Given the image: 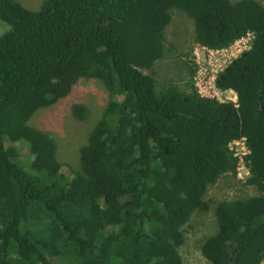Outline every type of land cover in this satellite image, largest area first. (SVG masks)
Returning a JSON list of instances; mask_svg holds the SVG:
<instances>
[{
    "label": "trees",
    "instance_id": "16d2710c",
    "mask_svg": "<svg viewBox=\"0 0 264 264\" xmlns=\"http://www.w3.org/2000/svg\"><path fill=\"white\" fill-rule=\"evenodd\" d=\"M264 1V0H261ZM194 21L196 41L252 47L216 79L237 103L200 96L189 65L182 90L158 91L172 12ZM0 264H184L179 247L211 187L237 178L230 143L245 138L258 196L225 200L201 248L210 264L264 261V5L258 0H44L33 11L0 0ZM150 71L151 74H145ZM82 79L111 96L67 175L56 142L31 126ZM78 120L88 109L76 104ZM30 144L25 164L13 144Z\"/></svg>",
    "mask_w": 264,
    "mask_h": 264
},
{
    "label": "rangeland",
    "instance_id": "374dc122",
    "mask_svg": "<svg viewBox=\"0 0 264 264\" xmlns=\"http://www.w3.org/2000/svg\"><path fill=\"white\" fill-rule=\"evenodd\" d=\"M24 7L37 11L44 0H15ZM238 2L241 0H230ZM262 5L264 1L258 0ZM10 30V27L0 20V36ZM166 49L162 60L156 64L154 78L158 91L171 85L184 90L189 81V65L195 69L197 77L199 67L196 54L200 53L201 61L204 59L201 47L196 41L194 21L184 12H172V23L166 32ZM150 75V71H144ZM194 77V84L196 85ZM198 84V83H197ZM234 99V95H231ZM111 101V96L103 83L97 80L82 79L74 87L71 94L54 107L42 109L37 112L31 121V126L51 137L57 144L56 158L63 164V172L71 175L80 172V151L86 146L89 138L99 120ZM76 104L85 106L90 115L85 120H78L73 115ZM19 152V159L25 164L33 160L30 144L18 141L13 144ZM243 178L225 176L217 185L210 188L207 202L208 212L196 213L184 230V243L179 247V253L184 264H210L202 255L201 248L204 242L217 232V222L214 214L216 205L225 200H235L258 196L254 187L246 186L245 174Z\"/></svg>",
    "mask_w": 264,
    "mask_h": 264
},
{
    "label": "built area",
    "instance_id": "2783aa9c",
    "mask_svg": "<svg viewBox=\"0 0 264 264\" xmlns=\"http://www.w3.org/2000/svg\"><path fill=\"white\" fill-rule=\"evenodd\" d=\"M253 40L254 34L249 33L245 37L236 41L230 47L224 49L214 50L200 45L202 51L201 53L203 54L204 59L201 61L200 53L196 54L199 71L197 77H194L196 81L195 87L201 97L213 99L220 103H237L236 93L233 90L224 91L219 89L216 86V79L231 65L234 60L251 49ZM231 95H234L235 98L232 99ZM229 149L235 159L238 160V177L243 178L242 173H244L245 178H248L250 171L246 165V157L250 155L251 152L247 146V140L242 138L240 140L233 141L230 143ZM262 264H264V261Z\"/></svg>",
    "mask_w": 264,
    "mask_h": 264
}]
</instances>
